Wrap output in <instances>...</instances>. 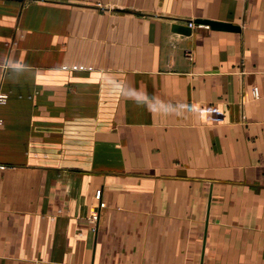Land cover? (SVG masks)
<instances>
[{"label": "crops", "instance_id": "obj_1", "mask_svg": "<svg viewBox=\"0 0 264 264\" xmlns=\"http://www.w3.org/2000/svg\"><path fill=\"white\" fill-rule=\"evenodd\" d=\"M0 92V264H264V0H0Z\"/></svg>", "mask_w": 264, "mask_h": 264}, {"label": "water", "instance_id": "obj_2", "mask_svg": "<svg viewBox=\"0 0 264 264\" xmlns=\"http://www.w3.org/2000/svg\"><path fill=\"white\" fill-rule=\"evenodd\" d=\"M194 22L205 24L211 29L238 30L237 25L231 24L229 22L217 21V20L206 19V18H195ZM170 29L172 31H177L183 34H187L189 32V26L178 24V23H171Z\"/></svg>", "mask_w": 264, "mask_h": 264}, {"label": "built area", "instance_id": "obj_3", "mask_svg": "<svg viewBox=\"0 0 264 264\" xmlns=\"http://www.w3.org/2000/svg\"><path fill=\"white\" fill-rule=\"evenodd\" d=\"M186 24H187V26L190 27V26L193 25V22L187 21ZM251 94L254 97H257L260 94V92H259V90H258V88L256 86H252L251 87ZM4 99H5V94L0 92V102H2ZM94 196H95V198H99V191L98 190L95 191ZM102 206H103V201L99 200L97 208L91 209V211L89 212V220L91 222H95L96 221L97 216H98V208L102 207Z\"/></svg>", "mask_w": 264, "mask_h": 264}, {"label": "clouds", "instance_id": "obj_4", "mask_svg": "<svg viewBox=\"0 0 264 264\" xmlns=\"http://www.w3.org/2000/svg\"><path fill=\"white\" fill-rule=\"evenodd\" d=\"M15 66H16V67H19L20 65H19V64H16Z\"/></svg>", "mask_w": 264, "mask_h": 264}, {"label": "rangeland", "instance_id": "obj_5", "mask_svg": "<svg viewBox=\"0 0 264 264\" xmlns=\"http://www.w3.org/2000/svg\"><path fill=\"white\" fill-rule=\"evenodd\" d=\"M3 93V92H2ZM5 94V93H4ZM5 97H6V94H5Z\"/></svg>", "mask_w": 264, "mask_h": 264}]
</instances>
